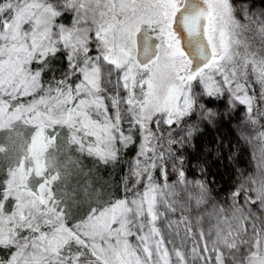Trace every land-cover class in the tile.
<instances>
[{"label": "snow or ice", "instance_id": "obj_1", "mask_svg": "<svg viewBox=\"0 0 264 264\" xmlns=\"http://www.w3.org/2000/svg\"><path fill=\"white\" fill-rule=\"evenodd\" d=\"M0 264H264V0H0Z\"/></svg>", "mask_w": 264, "mask_h": 264}, {"label": "trees", "instance_id": "obj_2", "mask_svg": "<svg viewBox=\"0 0 264 264\" xmlns=\"http://www.w3.org/2000/svg\"><path fill=\"white\" fill-rule=\"evenodd\" d=\"M235 124L221 123L215 127H208L196 141V150L193 159H207L208 166L213 175L224 181L230 180L236 168L250 167L248 151L243 147L237 150L238 157L235 163H230L226 158L217 159L220 152L224 157L230 155V146L237 144L236 135L233 131Z\"/></svg>", "mask_w": 264, "mask_h": 264}, {"label": "rangeland", "instance_id": "obj_3", "mask_svg": "<svg viewBox=\"0 0 264 264\" xmlns=\"http://www.w3.org/2000/svg\"><path fill=\"white\" fill-rule=\"evenodd\" d=\"M240 115H243V112H242V110H241V113H240ZM239 118V116H236V117H234V119H238Z\"/></svg>", "mask_w": 264, "mask_h": 264}]
</instances>
